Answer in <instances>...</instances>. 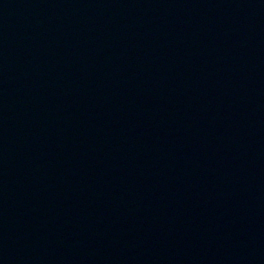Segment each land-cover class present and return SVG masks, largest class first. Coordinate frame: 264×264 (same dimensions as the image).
<instances>
[{
  "label": "water",
  "instance_id": "1",
  "mask_svg": "<svg viewBox=\"0 0 264 264\" xmlns=\"http://www.w3.org/2000/svg\"><path fill=\"white\" fill-rule=\"evenodd\" d=\"M0 264H264V0H0Z\"/></svg>",
  "mask_w": 264,
  "mask_h": 264
}]
</instances>
